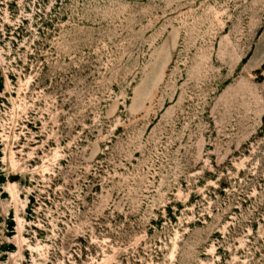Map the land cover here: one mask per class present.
I'll list each match as a JSON object with an SVG mask.
<instances>
[{
    "label": "rangeland",
    "instance_id": "374dc122",
    "mask_svg": "<svg viewBox=\"0 0 264 264\" xmlns=\"http://www.w3.org/2000/svg\"><path fill=\"white\" fill-rule=\"evenodd\" d=\"M0 264H264V0H0Z\"/></svg>",
    "mask_w": 264,
    "mask_h": 264
}]
</instances>
